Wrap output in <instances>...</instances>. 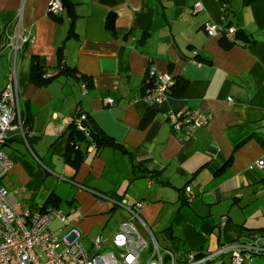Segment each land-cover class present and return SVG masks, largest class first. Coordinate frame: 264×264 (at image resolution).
Listing matches in <instances>:
<instances>
[{
	"label": "crops",
	"instance_id": "1",
	"mask_svg": "<svg viewBox=\"0 0 264 264\" xmlns=\"http://www.w3.org/2000/svg\"><path fill=\"white\" fill-rule=\"evenodd\" d=\"M63 1L58 17L48 13L50 0H0V53L20 11L34 36L20 74L28 133L13 125L4 147L14 165L1 186L16 209L59 208L90 243L112 238L129 218L112 201H144L140 232L150 229L181 254L264 235V174L249 169L264 162V0H228L226 13L221 0ZM197 2L204 10L194 14ZM207 22L235 27V43L210 38ZM151 59L176 81L154 108L142 100ZM46 70L60 74L46 80ZM7 75L3 53L0 89ZM77 110L113 143L85 136L72 149L67 131ZM186 110L212 120L182 140L166 115ZM208 264L231 262L224 256ZM244 264H264V257Z\"/></svg>",
	"mask_w": 264,
	"mask_h": 264
},
{
	"label": "built area",
	"instance_id": "2",
	"mask_svg": "<svg viewBox=\"0 0 264 264\" xmlns=\"http://www.w3.org/2000/svg\"><path fill=\"white\" fill-rule=\"evenodd\" d=\"M228 7V0H221L223 13ZM203 10L202 2L194 5V14ZM64 12L63 0H50V15L59 17ZM204 30L210 38L219 36L232 43H235L238 34L235 27H223L214 22L205 23ZM5 37V45L0 53L6 54L8 61L6 84L0 89V264H208L224 256H229L231 264H244L253 258L264 257L263 234L223 244L206 254L194 250L181 254L170 246H163L150 229L147 228L146 236L139 230L140 225L145 226L141 218L144 201H112L116 207L125 210L129 218L120 224L112 238L95 237L90 242L89 250L84 246L83 233L69 223L65 211L56 207L18 211L13 194L1 186V181L10 174L14 165L4 152L11 128L17 124L24 138L28 133L22 122L20 74L23 55L26 48L34 43V36L33 31L24 26L22 11L15 25L6 29ZM59 74L60 71L46 70L44 78L50 80ZM175 85V78L169 73L160 72L151 59L142 100L150 108L161 106L169 99ZM81 88L85 96L88 85L84 83ZM104 102L108 107L115 103L111 98ZM166 120L174 133L187 140L197 130L206 128L212 116L199 110L172 111L166 115ZM69 128L93 139L89 116L81 110H77L69 119ZM72 145L79 148L78 144ZM95 147V144L90 146L91 149ZM249 169L264 174V162L256 161ZM186 196L189 200L195 197L191 187L186 188ZM225 221L223 217L222 223ZM54 222L60 224L57 229H53Z\"/></svg>",
	"mask_w": 264,
	"mask_h": 264
},
{
	"label": "trees",
	"instance_id": "3",
	"mask_svg": "<svg viewBox=\"0 0 264 264\" xmlns=\"http://www.w3.org/2000/svg\"><path fill=\"white\" fill-rule=\"evenodd\" d=\"M68 130L70 131L69 132V143H70V146H71L72 149H75V146L72 145V143L78 144V142L83 140L85 136H84V134L77 132V130L74 129V128H69ZM92 138H95L96 141H98L99 146H103L104 144H108V143H113L112 140L103 137L102 134L99 133L94 128L92 130Z\"/></svg>",
	"mask_w": 264,
	"mask_h": 264
},
{
	"label": "rangeland",
	"instance_id": "4",
	"mask_svg": "<svg viewBox=\"0 0 264 264\" xmlns=\"http://www.w3.org/2000/svg\"><path fill=\"white\" fill-rule=\"evenodd\" d=\"M53 229H56V228H54L53 227ZM165 236V235H164ZM84 246L86 247V249H90V243H86L85 241H84Z\"/></svg>",
	"mask_w": 264,
	"mask_h": 264
}]
</instances>
